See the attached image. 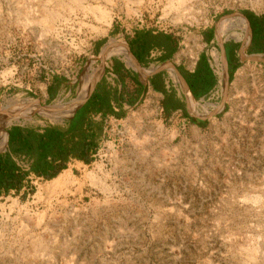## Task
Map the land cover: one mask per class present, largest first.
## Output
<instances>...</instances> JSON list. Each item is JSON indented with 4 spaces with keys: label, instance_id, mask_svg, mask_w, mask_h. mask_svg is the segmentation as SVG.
Masks as SVG:
<instances>
[{
    "label": "rangeland",
    "instance_id": "rangeland-1",
    "mask_svg": "<svg viewBox=\"0 0 264 264\" xmlns=\"http://www.w3.org/2000/svg\"><path fill=\"white\" fill-rule=\"evenodd\" d=\"M36 1L25 0L22 9ZM62 1L46 25L27 23L16 0H0V114L10 100L38 106L27 102L5 127L0 152L14 125L64 126L70 116L53 117L84 97L91 72L103 76L113 61L126 62L109 39L128 47L136 29L162 30L179 39L181 53H196L201 46L188 52L187 43L202 31L219 34L240 23L243 10L264 15L258 0H186L183 8L170 0ZM101 11L110 26L98 18ZM250 35L246 45L223 39L239 45L240 65L228 83L219 74L218 41L209 47L218 54L217 83L199 99L184 87L189 116L151 104L132 108L126 118L107 121L90 163L71 159L55 177L31 173L18 193L1 194L0 264H19L18 249H30L35 239L49 251L33 256L35 264H246L253 247L257 259L249 264H264V62L245 58L264 53L248 51ZM195 102L211 103L210 113ZM65 171L68 180L50 184ZM13 200L19 204L11 210Z\"/></svg>",
    "mask_w": 264,
    "mask_h": 264
},
{
    "label": "crops",
    "instance_id": "crops-1",
    "mask_svg": "<svg viewBox=\"0 0 264 264\" xmlns=\"http://www.w3.org/2000/svg\"><path fill=\"white\" fill-rule=\"evenodd\" d=\"M217 37L218 31L215 35L211 28L202 31V34L197 37L195 41L191 42L188 40L187 43L188 52L189 48H193L195 44H199L201 46L199 51L196 53L190 51L189 53L184 54V52H180L181 42L170 32L147 28H139L133 31V33L127 38V56H129L130 62L124 55H122V57H124L123 59L126 62L121 60L113 61L111 67H109L106 72L109 76L106 74L100 76L99 80L96 82L89 94L90 96L97 84L98 88L99 86L100 88L105 87V89L109 90L108 92L110 93L108 97V104L116 112V114H118L117 116H104L101 113L90 115V117H92L95 121L104 120L102 135L104 134L108 120L120 121L128 116L129 110L139 106L151 104L152 107L157 109L159 112L167 114L187 111L190 96L185 91L183 82L178 77L175 69L180 74L181 70L184 73L192 75V86L190 88L181 74L186 82V87L189 89L188 91L191 97L199 99L210 93L217 83L213 63L214 61L217 63L218 54L214 50L212 53V50H210L209 47H212L215 40H217ZM242 39L243 38L241 37L240 41H243ZM243 42L245 44V38ZM218 43L220 44V42ZM225 44L228 43H224V47ZM135 62L139 65L140 69L149 68L150 71L145 73L138 71V69L131 66H135ZM164 64L166 65L164 69L151 73V71ZM195 70L196 72L192 74ZM201 74L205 75L206 78H209L214 82V85L209 88L207 93L204 92L209 86L203 84L200 87L197 83ZM219 74L221 75V70H219ZM174 75L177 78L176 81ZM87 99L75 109L73 114L71 113L66 124L59 127H66L69 120L73 117L75 112L86 103Z\"/></svg>",
    "mask_w": 264,
    "mask_h": 264
},
{
    "label": "trees",
    "instance_id": "trees-1",
    "mask_svg": "<svg viewBox=\"0 0 264 264\" xmlns=\"http://www.w3.org/2000/svg\"><path fill=\"white\" fill-rule=\"evenodd\" d=\"M241 13L246 16L251 28L248 51L264 53V15H256L249 10ZM238 46L237 43L225 44L229 79L240 65L236 55ZM180 72L191 88L192 75L181 70ZM195 72L196 70L192 74ZM197 83L200 87L203 84L209 86L204 93L214 85L213 80L203 74L199 76ZM108 91L105 87L98 88L97 84L86 103L75 112L66 127L12 126L8 130V150L0 152V195L8 194L12 190L18 193L31 173L45 179L55 177L67 167L72 158L90 163L98 150L104 128L103 119L95 121L90 115H118L108 104ZM50 97H54L53 92ZM183 115L189 116L186 112ZM18 160L25 161L27 167L20 165Z\"/></svg>",
    "mask_w": 264,
    "mask_h": 264
},
{
    "label": "bare ground",
    "instance_id": "bare-ground-1",
    "mask_svg": "<svg viewBox=\"0 0 264 264\" xmlns=\"http://www.w3.org/2000/svg\"><path fill=\"white\" fill-rule=\"evenodd\" d=\"M170 1H171V5L172 6H175L173 4L176 3L178 5V7H180V8H183L184 5H185V2H186V0H170ZM16 2H17V7L19 8V10L24 15H26L25 16V20H26L27 23H31V22L32 23H42V24H46V25L49 24L51 19L54 18V15L58 13L57 10H59V8H61V6L63 5V1L62 0H37L36 3L33 5L34 6L33 8L27 9V10L26 9L23 10L22 9V7H23L22 5L24 4L25 0H16ZM26 2H28V1H26ZM254 2H256V1H254ZM258 3H261V4L264 5V0H258ZM76 7H78V6H76ZM104 9H106V8H104ZM181 11H182V9H181ZM68 13H69V11H68ZM239 17L242 19V20H240L241 24L239 23V20L238 21L236 20V23H233V24L232 23L231 24L228 23L229 25L227 24L228 25L227 27H224V29L222 31L220 30L221 32L218 34V37H217V41L218 42H222L225 36L230 37V38H234L237 41H240L241 37L243 38L242 39L243 41H244V38H245V42H246V40L249 39V28H248L247 22L245 21V18L243 16H239ZM98 18H100V20L102 22H106L109 26L111 25L110 19H112V18H110V15L106 11H104V12L101 11V14L99 15ZM246 44H247V42L245 43V45ZM108 46H109V49L112 52H114V53L116 52V53H118L120 55H124L125 58L128 59V61L130 62L129 56H127V46L122 40H117V39L111 38V39H109ZM245 58H246V56H245ZM222 65H223V60H222ZM222 70H221V76L224 77L225 76L224 65H223V69ZM100 72L101 71L96 72V73L95 72L94 73L91 72L92 76H91L90 80L88 81V83L85 85L84 97L83 98L80 97L76 101V103L72 106V108L70 109L69 112H67L68 110H66L63 115L56 116V117H53V118H55L56 120L57 119L59 120L60 118L63 119L66 115H67L66 117H69L71 115V112L74 110V108L88 95V93L90 92V89H91L94 81L98 78ZM183 85H184V87H186V85L184 83H183ZM187 90H189V89H187ZM27 102L31 103L32 107H38L37 104L35 103V100H31V99L10 100V101H7L6 103L3 104V110L4 111H3V114H0V150L5 148V146L7 144V133L5 131V127L7 125L11 124L14 121H18L19 116H20V112H22V111L24 112V110H26V108L28 106ZM195 103H198V102H195ZM198 104H199V106L202 108V110L204 112H206L207 114L210 113L209 107L212 106L211 103H205V104L198 103ZM13 107H15V108L12 110ZM196 113H197V111H196ZM60 121H62V120H60ZM70 174H71L70 171H65L60 176L55 178L50 184L63 183V181H66V180H68L71 177ZM43 187L44 186H42V189H43ZM40 195L41 194L38 193L37 197H39ZM18 204H19V202L17 200H13L12 204H10L9 207L12 210L13 207L18 205ZM23 212L26 215H28L29 214V209L26 207L23 210ZM6 216L9 217L8 214H6ZM6 223L7 222H4L5 226H6ZM249 241H247L246 243H248L250 245L251 243ZM246 243L245 242L244 243L241 242V245H239V246H244L245 247ZM47 250H48V246L45 245L42 240L35 239L32 242V245H31L30 249L24 248L22 250V247H20L18 249L19 252H18V256H17L16 259L19 261V264H35V262L32 261L33 260V256H38V255L42 256L46 252H49ZM257 253L258 252H257L256 248H254V247L251 248L250 251H247L248 257H246L245 263L249 264V263L253 262L254 260H256L257 259ZM14 259L11 260V263L14 262Z\"/></svg>",
    "mask_w": 264,
    "mask_h": 264
},
{
    "label": "water",
    "instance_id": "water-1",
    "mask_svg": "<svg viewBox=\"0 0 264 264\" xmlns=\"http://www.w3.org/2000/svg\"><path fill=\"white\" fill-rule=\"evenodd\" d=\"M240 15H242L246 22H247V25H248V28H249V31H250V34H251V28L249 26V21L248 19L246 18V16L242 13H240ZM250 38H251V35H250ZM220 48H221V52H222V58H223V65H224V69H225V75H226V83H228V78H229V75H228V63H227V57H226V52H225V47H224V41L221 42V44H219ZM242 47L239 49V53H240V58L244 59L243 56H242ZM132 56V55H131ZM248 58L249 60H253V61H256V62H264V56H257V55H254V54H251L250 56L246 57ZM165 64L164 65H161L159 67H157L156 69H154L153 71H151V73H154V72H157V71H160L162 69L165 68ZM178 77L180 78V80L186 85V82L184 80V78L182 77V75L175 69ZM101 75L98 76V78L94 81L93 83V86L90 90V92L92 91L94 85L96 84V82L99 80ZM90 92L88 93V95L75 107V109L80 105L82 104L89 96ZM75 109L72 111V114L73 112L75 111ZM200 118H203V117H200Z\"/></svg>",
    "mask_w": 264,
    "mask_h": 264
}]
</instances>
